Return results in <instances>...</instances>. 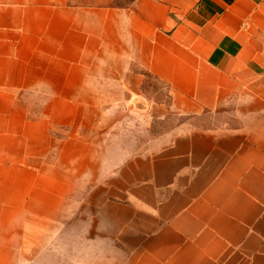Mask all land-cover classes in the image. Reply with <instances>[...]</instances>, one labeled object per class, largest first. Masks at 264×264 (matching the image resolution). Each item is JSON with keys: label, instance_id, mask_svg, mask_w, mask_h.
I'll return each mask as SVG.
<instances>
[{"label": "crops", "instance_id": "1", "mask_svg": "<svg viewBox=\"0 0 264 264\" xmlns=\"http://www.w3.org/2000/svg\"><path fill=\"white\" fill-rule=\"evenodd\" d=\"M132 147L160 264H264V0H0V264Z\"/></svg>", "mask_w": 264, "mask_h": 264}, {"label": "rangeland", "instance_id": "2", "mask_svg": "<svg viewBox=\"0 0 264 264\" xmlns=\"http://www.w3.org/2000/svg\"><path fill=\"white\" fill-rule=\"evenodd\" d=\"M143 89L152 100H169L166 85L152 75L147 74ZM177 121L171 116L166 122L153 124L152 134H159ZM59 135H63V130L53 131V136ZM131 150L126 161L116 164L114 171L105 176L101 165L100 180L85 181L83 195L68 197L64 210L58 215L52 213L51 220L33 218L35 227L28 229L29 235L26 229L19 264L164 263V245L155 243L156 228L151 223L146 227L144 218L147 214L155 215L154 204L170 200L167 195L170 186L162 188L153 180V174L162 165L141 163L139 159L143 158L138 156L141 150L135 147ZM60 179L63 184V172ZM165 222L161 220L160 226ZM198 246L203 255L217 248L206 243L197 245V251Z\"/></svg>", "mask_w": 264, "mask_h": 264}]
</instances>
